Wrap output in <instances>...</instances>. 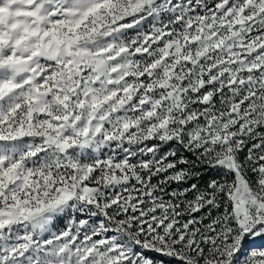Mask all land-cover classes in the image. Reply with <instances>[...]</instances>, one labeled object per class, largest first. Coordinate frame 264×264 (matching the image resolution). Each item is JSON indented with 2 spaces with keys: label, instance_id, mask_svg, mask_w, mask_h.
Listing matches in <instances>:
<instances>
[{
  "label": "snow or ice",
  "instance_id": "6c2138e0",
  "mask_svg": "<svg viewBox=\"0 0 264 264\" xmlns=\"http://www.w3.org/2000/svg\"><path fill=\"white\" fill-rule=\"evenodd\" d=\"M0 264H264V0H0Z\"/></svg>",
  "mask_w": 264,
  "mask_h": 264
}]
</instances>
